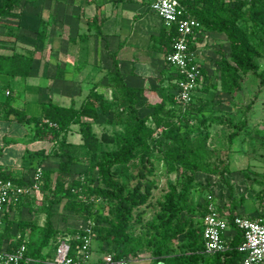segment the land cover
<instances>
[{
  "label": "rangeland",
  "instance_id": "obj_1",
  "mask_svg": "<svg viewBox=\"0 0 264 264\" xmlns=\"http://www.w3.org/2000/svg\"><path fill=\"white\" fill-rule=\"evenodd\" d=\"M132 1L134 0H25L22 8L1 17L0 55L19 52L32 57L35 65V75L29 80L12 79L11 87L7 86L6 81H1L3 92L11 93L12 105L20 110L25 108V95L30 93L28 89H24L27 88V82H44L47 85L46 89L49 91L38 93L42 100L55 93L51 89L53 81H64V69L61 66L66 64L67 58L64 56L74 54L72 44L77 46L76 54H102L100 73L96 69L97 74L93 71L94 61L91 60L88 77L90 81L91 78H96L104 88L105 97L112 100L113 88L108 71L114 67L113 62H109L112 58L109 54H114V44L110 36L96 42L97 27L89 24L88 17L97 15L98 24L104 16L110 19L118 16L126 21H135L134 35L121 55L124 58L137 56L144 71L148 68L146 63L152 54L151 34L159 32L162 20L152 12L149 4H131L124 16L122 12L116 15L115 8ZM138 12L140 17L134 20V15ZM220 15L243 41H248L254 46L256 63L260 70H264L262 25L252 16L249 7L242 6L238 0H226ZM81 24L85 28H82ZM87 26H91L94 33L83 32L81 35V30L88 28ZM252 31L256 32L261 45L253 41ZM82 36L87 38L82 40ZM67 39L71 42H67ZM196 40V56L212 74L211 88L204 95L202 102H199L200 107L191 109L188 125L182 126L179 131L157 129L155 150L148 159L142 154H137L130 163L112 167L113 178H127L132 187L137 182L134 178L136 174L144 170L145 166L150 169L145 180L152 183L151 197L146 205L134 210L129 229L132 241L125 247L128 251L134 250L128 257L137 260L135 264H165L160 261L161 257L155 254L162 247L170 248L167 259L171 264H178L180 261L183 234L170 240L165 229L162 232L154 228L162 210L161 204L172 186L181 192L186 182L192 180L193 187L189 198L191 211H183L181 217L183 221L187 217L194 219L196 223L200 218L196 213L202 211L203 204L210 194L215 196L220 207H233L232 194L238 204H241L242 197L245 198L236 213H247L256 209L260 202L259 197L264 193V86L260 87V78L254 72H240L239 87L231 81H226L221 62L223 59H231L233 41L228 34L204 26ZM52 54L53 57L57 55L61 63L57 74L54 73V65L47 66L50 65L49 58ZM165 74H169V70ZM167 84L165 80L164 84H147L144 99L137 106L124 112L119 111L123 124L95 125L99 144L93 148L84 145L77 125L72 128L66 140L61 142V145H55L54 149L49 141L32 142L29 139L34 127L16 121L14 116L12 120H6L4 110L1 109L0 171L8 174L16 172L28 178L39 170L43 173V180L38 188L33 190L15 215L16 232L28 233L32 247H38L46 233L52 234L51 247L46 250L51 253L53 245L60 238H69L81 226L112 230L106 219L114 218V202L89 195L72 197L65 192H58L55 189L57 176H65L66 188L77 179H81L86 187L103 188L97 165L102 153L122 151L119 144L103 141V134L111 138L125 135L130 131L132 116L146 120L148 125L154 127L150 117L157 105L164 104L165 111L178 113V107L169 100ZM61 93L60 97L64 99L68 91ZM78 104L81 105L82 102L79 100ZM27 110L30 115L40 113L39 105L34 103ZM181 137L188 140L196 157L184 152L178 143V138ZM79 145H82L81 149L76 150H82L80 154L77 151L71 152L75 150L72 146ZM39 150H43L45 155L50 154L40 159L34 157L32 166L24 165L28 151L36 153ZM172 153H180L188 160L197 159L204 169L195 173L188 171L179 163H175L179 158L171 156ZM68 160L67 165L61 167L62 163L65 164ZM71 198L88 205L84 220L77 218L67 209ZM98 234L93 242V261L109 252L108 239L104 238L106 231L100 233L101 237H98Z\"/></svg>",
  "mask_w": 264,
  "mask_h": 264
},
{
  "label": "trees",
  "instance_id": "obj_2",
  "mask_svg": "<svg viewBox=\"0 0 264 264\" xmlns=\"http://www.w3.org/2000/svg\"><path fill=\"white\" fill-rule=\"evenodd\" d=\"M242 6H248L252 16L257 19L262 27L261 32L264 34V0H238ZM25 0H1L0 1V18L7 16L8 14L20 9L24 6ZM226 0H194L189 3L187 9L189 15L197 19L202 29L204 26L214 31H219L229 35L233 41V49L231 59H223L222 72L226 81H231L234 85L239 87L238 77L239 73L254 72L260 78V87L264 86V70H260L259 65L255 59V48L248 41H243L234 31V29L222 19L220 12L222 11ZM99 17L96 15L89 19V24L97 27V33H101L97 21ZM91 28V26H90ZM175 38V31L168 30L165 26L162 28L159 36L154 37V44L160 45L164 50L166 57L172 47L173 39ZM252 39L255 43L261 45V42L257 39L255 31H252ZM197 40H193L191 44V50L196 51ZM167 62V61H166ZM33 70V59L29 55L21 54L19 52H13L9 55H0V94L3 93V99L0 100V111L4 110V114L7 119L15 117V120L29 124L34 127L31 141H49L55 145H61L64 142L68 134L72 131L73 126H79L80 134L84 145L87 147H95L99 144V137L97 136L94 126L102 124H123L124 121L120 118L119 111L128 110L131 107L137 106L142 99H144L145 89L140 87H133L129 84L125 73L119 68L116 61L113 69L108 71L112 81V100H108L103 93H99L94 87L87 98L80 106L72 104L70 106H59L52 101L40 103V113L37 115H30L28 111L17 110L13 107L11 93L5 94L3 92L2 82H7V86L11 87V80L16 78H29ZM169 70V74H165ZM177 70L167 63L164 69V80L167 81V87L169 88L168 96L172 104L178 107V113L174 111H165L164 104L157 105L153 108L151 119L154 123V127L147 124L146 120L139 119L136 116H132L130 119V131L123 136H117L111 138L106 134H103L102 140L105 142H115L122 147L120 153L116 152H103L98 162V169L102 178L103 188H91L84 186L81 179L74 180L73 183L66 188L65 176L58 174L55 189L58 192H65L69 196L89 195L96 198H103L112 201L116 204L114 218L112 220L106 219L111 224L112 230H103L102 228H94L93 238L96 240L101 237L100 233L106 231L104 238L108 239V250L110 254L115 255L116 258H129L131 252L126 250L125 247L132 241L129 235L130 222L133 219V212L135 209L144 206L148 203L151 192L152 183L146 181V176L150 169L145 166L144 170H140L134 177L137 181L132 187L128 183L127 178L114 179L112 167L115 165H126L135 159L137 154L144 155L147 159L155 150L156 138L155 134L157 129H171L173 131H179L182 126H187L190 121L191 109L194 107H200L199 102H202L204 95L211 88V73L207 68H203V74L205 76V84L196 90L194 93L193 103L186 109L180 106L175 101V94L177 91ZM2 81V82H1ZM178 143L187 155L196 157L197 155L191 149L189 142L186 138H178ZM82 145L72 146L71 152L77 151L81 153ZM51 150V152L53 151ZM50 154V153H49ZM43 150L38 152L28 151L25 155L26 162L24 165H31L34 161V157L40 159L47 155ZM171 156H176L179 159L176 160L186 170L191 172H199L204 169L202 163L197 159L188 160L180 153H172ZM71 162L73 160L70 159ZM69 160L61 167L67 165ZM40 163V162H39ZM34 175V174H33ZM33 175L28 178L18 173H6L0 171L1 179H10L18 185H28L31 183ZM192 180L189 179L181 192H178L175 187H171V191L165 196L162 205L161 213L158 216V220L154 225V228L158 231L167 232V236L170 240L177 238L179 235L184 236L181 244V258L178 264H201V252L205 250V241L203 238V217L206 213V202L203 204V209L199 214V222H195L194 219L181 217L183 211H191L189 205V198L192 191ZM76 194H75V193ZM27 197H24L17 205L12 206L4 215L2 219L3 227L0 232V248H6L8 251H13L22 244H27V255L36 259L43 260L46 258H53L60 238L53 245V252L45 253L50 246L52 234H44L43 240L38 247H32L30 235L24 232H16V212L27 201ZM233 207L223 209L220 207V211L231 223V229L235 231L234 238L228 243V249L222 253L217 254L219 260L218 264H240L245 254L239 251V248L244 242L243 233L233 225V220L236 216H242L241 213H236L239 205L243 203L245 198H241L240 203L234 200V195H231ZM260 202L264 200V193L259 197ZM88 205L80 202L78 199L71 198L68 202L67 209L76 215L77 218L85 219L87 214ZM81 233L80 229L69 236L71 244L74 249L79 245L76 240L77 235ZM117 233V234H116ZM111 237V238H109ZM155 254L161 257V262L165 264H171L167 255L170 254V248L164 247L158 249ZM135 262L134 259L130 258Z\"/></svg>",
  "mask_w": 264,
  "mask_h": 264
},
{
  "label": "built area",
  "instance_id": "obj_3",
  "mask_svg": "<svg viewBox=\"0 0 264 264\" xmlns=\"http://www.w3.org/2000/svg\"><path fill=\"white\" fill-rule=\"evenodd\" d=\"M194 0H152L150 9L162 20L168 30L175 31L172 47L166 57L167 63L177 70V91L175 101L184 109L194 100V93L205 84L203 66L197 61L196 51L191 50L193 40L202 30L201 23L188 13V5ZM9 94V92L7 93ZM43 180L41 170L34 173L31 183L18 185L10 179L0 178V232L5 213L17 205L24 197L30 196ZM262 210L256 217L236 216L233 225L243 233L244 242L239 251L245 254L240 264H264V200ZM203 221L205 253L215 255L228 249L226 233L230 221L222 215L220 205L214 195L207 197L206 213ZM76 237L79 245L73 248L70 239L59 241L55 254L49 264H89L93 255V231L90 226H81ZM27 244L13 251L0 248V264H40L27 255ZM99 264H135L130 258H116L107 253Z\"/></svg>",
  "mask_w": 264,
  "mask_h": 264
},
{
  "label": "crops",
  "instance_id": "obj_4",
  "mask_svg": "<svg viewBox=\"0 0 264 264\" xmlns=\"http://www.w3.org/2000/svg\"><path fill=\"white\" fill-rule=\"evenodd\" d=\"M151 1L152 0H134L132 2L126 3L125 5L122 4L120 7L118 6L117 8H115L116 15H119V13L122 12L123 13L122 15L124 16V14L126 13L127 7L130 6L131 4H134L137 6H140L141 4H149V7H150ZM95 16L96 15L90 16L88 17V19L93 18ZM139 17H140V13L138 12L136 15H134V20H137ZM108 18H109L108 16H104L102 22L98 24L99 27L101 28V33L100 34L97 33L95 38H96V42H99V41H103L108 36L111 37V40L114 44V54H109V56L110 55L112 56L110 60L108 59L109 62L112 61L113 66L116 61L118 62L120 70L125 73V76L127 77L129 84L133 87H140V88L145 89L146 85L151 84L152 82H158V83L160 82L164 84V77H165L164 69L167 65L166 54L164 50L162 49V47L160 45L154 44V41H153V38L159 36V34L161 33L162 28L164 27L163 22H162L161 29L159 30V32L156 34L155 33L151 34L152 38H151L150 49H151L152 54H150V56L148 57V62L146 63L148 68L142 71L141 62L137 58V56L134 57L135 56L134 55L133 58H124L121 55L122 50L124 49L125 46L128 45V43H130V40L134 35L135 21L134 22L132 20L126 21L125 18L120 19L118 18V16L112 19L110 18L108 19ZM81 27L85 28V26L83 25ZM90 29L91 28L88 27L84 30H81L80 32L81 35H83V32L86 34L94 33V30L93 29L90 30ZM80 38L83 40L87 37L82 36ZM66 41L71 42L69 39H67ZM72 48H73L72 50L74 51V54H67L66 56H64L65 58H67L65 60L66 64L65 66H61L64 69V75H63L64 81L59 80V79H55L53 81V85H52L53 87L51 89L55 93L49 96L47 99L42 100V98L38 97L39 96L38 93H41V91H44V90L49 91L48 89H46L48 88L47 85L44 82L43 83L38 82V83H32V84L27 82V85H26L27 88H24V89L26 90L28 89L30 93L29 94L26 93L25 95L24 102L26 105L23 110L28 111L27 109H29V107L33 103L38 104L40 108L41 102H49V101H52L54 104L59 105V106H70L72 104H75L76 106H80L78 104V101L80 100L83 103L94 87H97L96 90L99 93H103L104 88L96 80V78H91V81H90L88 77V74H89L88 69L90 68L89 63H91V60L94 61L93 71H95L96 74L97 72L101 71L99 64L103 58L102 54H86V53L76 54L77 46L75 44H72ZM109 56L107 58H109ZM49 60H50L49 61L50 65H47V66L54 65L55 67L54 73L57 74V70L59 69V66L61 64L58 56L55 55L53 57V54H52ZM197 61L202 65V61L198 59V57H197ZM95 69L97 70V72ZM31 73H32L31 76L27 78L26 80L33 78V75H35L34 74L35 65H33V70ZM99 73L97 77L99 76ZM65 91L66 92L68 91V93L65 96V98L62 99L60 97V95L62 94L61 92H65ZM8 92L9 91H7L5 94H7ZM2 99H3V93L0 94V100ZM17 110H20V109H17ZM23 110H20V111H23ZM5 119L12 120L11 118L7 119L6 117ZM31 138H32V135L29 140H31ZM227 207L229 206L223 205V209ZM261 210H262V206H261V202H259L254 211H251V212L245 211L247 213H243V212L242 213H243V216L254 218L260 214ZM234 236H235V231L231 229L230 227V229L226 233V239L228 243L234 238ZM45 253H48V252H46L45 250ZM103 257L104 256L101 255L98 258H96L94 261L91 260L89 264H99L101 263ZM51 260H52L51 257L40 260V264H49ZM201 260H202L201 264H218L219 263L217 254L208 255L205 253V250L204 252H201Z\"/></svg>",
  "mask_w": 264,
  "mask_h": 264
}]
</instances>
